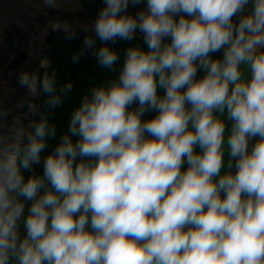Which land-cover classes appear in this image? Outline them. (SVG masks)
<instances>
[{"label": "clouds", "instance_id": "1", "mask_svg": "<svg viewBox=\"0 0 264 264\" xmlns=\"http://www.w3.org/2000/svg\"><path fill=\"white\" fill-rule=\"evenodd\" d=\"M101 2L73 63L115 75L66 129L46 58L18 114L0 103V264H264V0Z\"/></svg>", "mask_w": 264, "mask_h": 264}, {"label": "trees", "instance_id": "2", "mask_svg": "<svg viewBox=\"0 0 264 264\" xmlns=\"http://www.w3.org/2000/svg\"><path fill=\"white\" fill-rule=\"evenodd\" d=\"M84 11L82 13H78L77 15H81L83 17H96L98 11L104 6L101 0H81ZM144 5H140V8H143ZM137 9L130 8L129 12L134 13ZM74 15V14H69ZM85 27H80L75 30V37L73 39H67L66 34L63 31H53L51 28H47L44 30V40L48 47V54H50L49 58H47L50 62L51 69L55 70L58 83L63 85L64 83L71 82L73 84V91L70 94V98L66 100L63 108L57 109L52 112L51 119L57 125L58 129L61 127L62 130L66 129L68 116L72 110V108L79 103L82 95L88 91V89L93 85L102 80H106L111 78L115 73L108 72L104 69H101L95 58L85 50V54L80 58L78 63H73V56L78 54L83 48V40L86 35H91V33H85L83 31ZM132 45H140L146 49V46L143 44V39L141 35H137V38L131 42ZM97 47L102 46L100 41L97 40ZM109 47L114 48L120 55V62H123L124 59V51L127 47H129V42L126 41H117L114 45L109 44ZM219 55V54H217ZM5 57L0 56V63L4 61ZM28 60V59H27ZM20 64L16 69H13L15 73L12 75L13 86H19L17 70L21 66H25L26 70L29 72L39 71L41 74L45 71V69L41 68L40 62L32 61L27 64L28 61ZM14 66V60L11 61ZM119 68V65H117ZM8 68H4L0 73V103L3 100L9 102L12 98L8 92V82L7 77L10 76L11 73L8 72ZM25 89L19 86V91L22 93L18 98V100H23L26 98ZM43 97L40 98L41 111L45 112L46 110L42 106ZM14 102V101H13ZM16 102V101H15ZM15 104V103H13ZM15 106V105H14ZM19 110L14 107L12 109L11 115L18 112ZM11 115L9 116V120L11 119ZM59 135V132H58ZM58 138V137H57ZM52 145L56 143V141L50 142ZM36 171L38 173L42 172V167H37ZM27 175V173L25 174Z\"/></svg>", "mask_w": 264, "mask_h": 264}, {"label": "crops", "instance_id": "3", "mask_svg": "<svg viewBox=\"0 0 264 264\" xmlns=\"http://www.w3.org/2000/svg\"><path fill=\"white\" fill-rule=\"evenodd\" d=\"M83 11L84 6L81 0H66L65 3L60 5L59 10L47 9L39 3V0H0V55L5 48L9 46L12 48V46H16L17 43H20L21 40L25 38V32L29 26L34 27L36 32L40 34L45 29L49 28L48 26L53 23L54 17L56 18L55 22L67 21L72 28L88 27L87 24L75 22L77 19L94 20L95 17L91 18L77 15ZM132 14H135V12ZM11 59L14 60L15 56H11ZM11 59L9 60L12 61ZM9 60L6 62L9 63ZM2 70L3 69L0 68V73ZM9 88L10 87H8V92L10 94ZM23 92H25V90ZM29 99H31L32 102L40 104V99ZM9 110L12 112V109ZM16 114H18V112L11 116Z\"/></svg>", "mask_w": 264, "mask_h": 264}, {"label": "rangeland", "instance_id": "4", "mask_svg": "<svg viewBox=\"0 0 264 264\" xmlns=\"http://www.w3.org/2000/svg\"><path fill=\"white\" fill-rule=\"evenodd\" d=\"M55 20H56V18L54 17L53 23H55ZM91 21L92 20H90V19H88V20L87 19H85V20L84 19H82V20H79V19L75 20V22H77V23L78 22H81L82 24H87L88 26H90ZM29 28H30V32H27V31L25 32V36H24L25 38L22 39L20 43H17L16 46H12V48L10 46L7 47V48H5L2 51L1 55H0L2 57H5L4 58V61L0 63V68L1 69L8 68L7 69L8 72L11 73L10 76L7 77V82H8V87H10L9 90H10V94H11L10 96H11L12 99L9 102H6V100L5 101L3 100L4 103L2 102L4 104L3 107H4V109L6 111H9V109H13L14 107H16V104L20 103L21 100H18V99L16 100L14 98H18L20 96V94L22 93L20 91V94H19V91H18L20 85L18 87L17 86H13L12 75L15 72L12 71V70L13 69H16V68L12 65L11 61L9 60V59H11V56L9 55V52L10 51H12L13 53L15 52V58H16L17 55L20 52L27 51L28 54H29V58L27 60L28 61L27 64L31 63L32 61H36V59H34L33 53L35 54L37 52H44V54H45V57L44 58H46V59L49 58V56H50V54H48L49 53L48 52L49 44H47L45 42V40H44V33H43L44 31H42L40 33L41 34L40 35V34H38L36 32V29L34 27L29 26ZM75 29H77V28H72V30H75ZM31 32H33V33H31ZM33 37L35 38V41H34L35 44H34V46H32V44H31V42H32L31 39ZM7 60H9L10 62L7 63L8 62ZM23 71H28V70H26V67L24 65L21 66L17 70V73L20 74ZM13 103H15V104H13Z\"/></svg>", "mask_w": 264, "mask_h": 264}, {"label": "built area", "instance_id": "5", "mask_svg": "<svg viewBox=\"0 0 264 264\" xmlns=\"http://www.w3.org/2000/svg\"><path fill=\"white\" fill-rule=\"evenodd\" d=\"M27 32H30V28L27 29ZM31 33H33V32H31ZM31 40H32L31 44H32V46H34V44H35V43H34L35 38L33 37ZM9 55L12 56V57L15 56L14 53H13L12 51L9 52ZM44 57H45L44 52H37V53L34 54V59H36V61H38V62H40V63H41V60L45 59ZM3 103H4V102H3ZM3 103H2V104H3ZM18 104H19V103H18ZM18 104H16V108H17V105H18ZM3 105H4V104H3Z\"/></svg>", "mask_w": 264, "mask_h": 264}, {"label": "water", "instance_id": "6", "mask_svg": "<svg viewBox=\"0 0 264 264\" xmlns=\"http://www.w3.org/2000/svg\"><path fill=\"white\" fill-rule=\"evenodd\" d=\"M29 58L27 51L20 52L14 59V67L17 68L20 64L24 63Z\"/></svg>", "mask_w": 264, "mask_h": 264}]
</instances>
